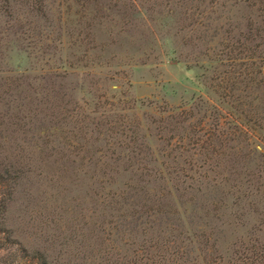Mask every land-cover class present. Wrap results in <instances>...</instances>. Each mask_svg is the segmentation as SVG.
Wrapping results in <instances>:
<instances>
[{"label": "rangeland", "instance_id": "obj_1", "mask_svg": "<svg viewBox=\"0 0 264 264\" xmlns=\"http://www.w3.org/2000/svg\"><path fill=\"white\" fill-rule=\"evenodd\" d=\"M263 1L0 0V264H264Z\"/></svg>", "mask_w": 264, "mask_h": 264}, {"label": "trees", "instance_id": "obj_2", "mask_svg": "<svg viewBox=\"0 0 264 264\" xmlns=\"http://www.w3.org/2000/svg\"><path fill=\"white\" fill-rule=\"evenodd\" d=\"M263 4H264V1H263ZM258 16L261 18V21L264 23V8L263 7L262 8L259 7V14H258ZM257 30H258V28L256 27V31ZM250 50H252V48ZM236 130L237 131H240V132H243V128L239 125V122H238L237 119H236ZM261 252H263V251H258V253L256 252V253H254L252 255H255L254 256L255 258H257V257L261 258L262 257ZM251 257H252L251 256V253L249 255L247 254L246 256L244 255V258L242 259L243 264H251V259H250Z\"/></svg>", "mask_w": 264, "mask_h": 264}]
</instances>
